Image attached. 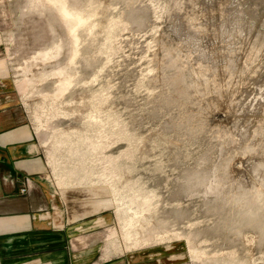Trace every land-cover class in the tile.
Returning <instances> with one entry per match:
<instances>
[{
	"label": "rangeland",
	"instance_id": "rangeland-1",
	"mask_svg": "<svg viewBox=\"0 0 264 264\" xmlns=\"http://www.w3.org/2000/svg\"><path fill=\"white\" fill-rule=\"evenodd\" d=\"M0 59L106 257L264 264V0H0Z\"/></svg>",
	"mask_w": 264,
	"mask_h": 264
},
{
	"label": "crops",
	"instance_id": "crops-1",
	"mask_svg": "<svg viewBox=\"0 0 264 264\" xmlns=\"http://www.w3.org/2000/svg\"><path fill=\"white\" fill-rule=\"evenodd\" d=\"M17 94L0 59V264H162L161 251L106 257L93 244L98 224L54 188Z\"/></svg>",
	"mask_w": 264,
	"mask_h": 264
}]
</instances>
